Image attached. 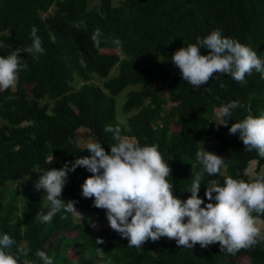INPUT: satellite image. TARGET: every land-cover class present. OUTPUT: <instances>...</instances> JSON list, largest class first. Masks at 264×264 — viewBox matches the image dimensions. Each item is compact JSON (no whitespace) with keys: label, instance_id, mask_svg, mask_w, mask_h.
<instances>
[{"label":"trees","instance_id":"trees-1","mask_svg":"<svg viewBox=\"0 0 264 264\" xmlns=\"http://www.w3.org/2000/svg\"><path fill=\"white\" fill-rule=\"evenodd\" d=\"M33 26L45 51L36 56L22 52L20 60L27 67L13 87L0 91V232L13 238V250L19 247L35 264H42L35 257L37 250L45 251L54 264H264V242L234 254L222 251L218 242L184 248L167 237L147 240L140 249L128 247L127 238L110 228L105 210L81 195V184L92 173L79 166L69 173L62 193L75 201V209L84 216L80 221L78 214L62 211L41 223L38 213L47 211L46 204L33 183L24 186L20 216L17 193L4 199L6 185L34 175L37 166L60 168L76 156L89 155L78 144L80 128H88L110 151L115 141L104 132L106 125L119 124L121 135L141 145H157L171 168L173 194L181 199L191 195L186 190L201 167L195 152L211 137L217 143L205 149L227 159L226 170L223 165L220 173L205 174L198 193L202 198L209 181L250 178L244 174L254 160L255 173L264 171V158L255 150L245 151L239 133L228 131L235 121L264 112V79L259 73L253 70L242 82L214 73L193 88L182 80L178 67L167 80L168 67L149 63L153 54L173 63L172 53L212 29H221L264 58V0H123L119 5L100 0L98 7H90V0H0V55L29 46ZM96 29L101 32L99 46L91 39ZM208 51L201 48L202 54ZM76 75L104 82L75 89ZM126 90L122 109L130 115L124 126L117 118V99ZM233 100L239 106L230 119L223 118L229 119L227 124L215 123L211 108Z\"/></svg>","mask_w":264,"mask_h":264},{"label":"clouds","instance_id":"clouds-1","mask_svg":"<svg viewBox=\"0 0 264 264\" xmlns=\"http://www.w3.org/2000/svg\"><path fill=\"white\" fill-rule=\"evenodd\" d=\"M30 36L29 46L0 55V91L13 87L20 70L27 67L20 60L22 52L36 56L45 51L35 26ZM91 39L94 45H100V29L93 31ZM202 47L209 50L207 54L201 53ZM171 60L179 68L182 80L193 88L204 85L214 73H226L232 80L242 82L255 70L264 79V58L259 57L251 46L223 35L221 29H212L203 38L198 36L195 43L180 47L172 53ZM238 106L236 100L221 105L216 112L221 118L218 124H227L232 110ZM223 118L229 119L225 122ZM228 131L239 133L245 151L255 150L264 158V112L235 121ZM104 132L111 133L115 141L109 145L110 151L93 140L83 149L89 155L76 156L60 168H35L34 171L42 174L34 187L46 192L43 199L47 201L43 205L47 211L38 213L41 223L52 221L62 211L78 214L81 219L75 201L61 198L69 173L79 166L92 173L81 184V195L93 198V206L105 210L110 228L127 238L130 248L140 249L147 240L167 237L175 239L176 244L184 248H194L197 243L205 248L218 242L222 251L234 254L264 242V228L261 227L264 171L256 172L248 179L225 176L220 184L203 183L206 185L205 203V198L198 195L202 179L205 174L220 173L224 158L203 147L195 152V160L201 167L198 172H193L186 190L191 195L181 199L173 194V182L168 179L171 168L157 145H141L121 135L119 124L106 125ZM244 175L248 176L247 171ZM100 242V239L96 240L97 244ZM14 244L8 233L0 232V264H35L22 255L23 250L19 247L14 251ZM35 257L42 264H54L53 258L43 250H37Z\"/></svg>","mask_w":264,"mask_h":264},{"label":"rangeland","instance_id":"rangeland-1","mask_svg":"<svg viewBox=\"0 0 264 264\" xmlns=\"http://www.w3.org/2000/svg\"><path fill=\"white\" fill-rule=\"evenodd\" d=\"M99 1L100 0H90V7H98ZM122 2H123V0H112V3L114 5H119ZM50 10L52 12L54 10V7L51 8ZM117 50H119V48ZM149 63L150 64L158 63L162 66L168 67L169 68V77L167 78V80L172 79L173 76L178 73L176 66L173 63H171L170 61L162 58L159 54H153L149 60ZM116 67H115V69H113V72H112L113 75H115L117 73L118 67L117 68ZM103 82H104V79H101L99 77L94 76L89 80H85V79L79 77L78 75H76V79L74 80V82L72 84H73L75 89H78L84 83H94L96 85L102 86ZM157 84H159V81L157 82ZM126 95H127V90L122 92L121 95L117 99V102H118V104H117V118H118L119 122L121 124H123L124 126L127 125V122H128L127 119L130 115V113H125L122 109V105L124 103V100L126 99ZM163 95H165V97L168 98L166 89L163 91ZM170 106H171V104L169 102L166 103V105H165L166 109H168V110H169ZM218 109H219L218 107L211 108V112L209 114L210 118L217 124L221 122V118H218L216 115V112L218 111ZM76 135L78 136V144L80 147H86L87 143L90 141H93V140L97 141L96 138L91 136L90 130L88 128L78 129L76 131ZM126 137H129V136H126ZM129 138H132V137H129ZM132 139H134V138H132ZM134 140L136 141V139H134ZM216 143H217V140L214 137H211L206 143L202 144V147L205 148L208 145H214ZM226 163H227V159H224L223 172H225V170H226L225 169ZM256 166H257V161L256 160L252 161L251 167L247 170V173L249 174L250 177L252 175H254ZM41 174H42L41 172L35 171L34 175H32V176H28V177H26L22 180H19V181H11L6 185V194H5V198H4L6 201H9L12 198V196L17 193V197L15 200V204L18 207V209L16 211V216H20L21 211H22L23 206H24V203H25L24 194H23L24 193V186L27 184L33 183V187H34V182L39 178V176ZM41 194H42V198H44L46 196V192L43 189H41ZM61 198L65 201L67 200L66 199L67 197L63 193L61 195ZM44 204H47L46 200H44ZM80 214H81V219H83L84 216L82 215V213H80ZM76 219L79 221L81 220L78 216H76ZM261 222H262L261 227L264 228V221L261 220ZM57 236L58 235H56L53 238V241L56 240ZM23 245H25L24 242H23ZM70 252L71 251L69 250V253Z\"/></svg>","mask_w":264,"mask_h":264}]
</instances>
